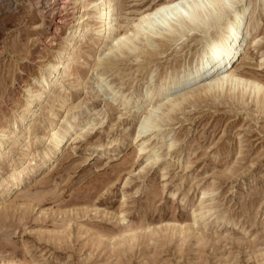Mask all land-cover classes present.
Here are the masks:
<instances>
[{
	"label": "rangeland",
	"instance_id": "rangeland-1",
	"mask_svg": "<svg viewBox=\"0 0 264 264\" xmlns=\"http://www.w3.org/2000/svg\"><path fill=\"white\" fill-rule=\"evenodd\" d=\"M93 1L0 0V141L11 137L0 159V263L264 264V103L244 84L210 90L204 78L156 92L203 68V42L220 27L151 37L160 54L146 59L155 45L136 26L171 0H115L112 35L92 48ZM243 5L248 35L226 73L260 82L264 0H238L227 19ZM82 6L92 29L73 42ZM114 35L136 48L110 51ZM68 56L72 66L46 89ZM68 123L73 138L46 157Z\"/></svg>",
	"mask_w": 264,
	"mask_h": 264
},
{
	"label": "bare ground",
	"instance_id": "bare-ground-1",
	"mask_svg": "<svg viewBox=\"0 0 264 264\" xmlns=\"http://www.w3.org/2000/svg\"><path fill=\"white\" fill-rule=\"evenodd\" d=\"M176 2L177 1L175 0H171L163 4H160L154 9H151L147 13L143 14V16L140 18L139 23L136 26L137 37L144 35L147 37L148 43H150L149 46L155 45L153 50L147 53V55H145L146 59L150 58L154 54L157 55L160 54L158 52V49L160 48L161 45L154 44L152 42V39H149L151 37H161L160 39L168 41L172 36L176 35V33L181 31L182 33L179 34L180 38L178 37L179 39L176 40L178 42L182 40L184 36H186V33L196 29L200 30L202 33L208 34L213 27L219 26L221 32L218 38L216 37L214 39V37L212 38L210 37L208 40H205L203 42L205 45V53L201 59L202 62L201 65H203V68L199 70H195L194 72L189 71V73L184 74L182 77H180V81L175 85L171 84L166 86L167 83L162 84V86L159 89H156V92L159 95L163 94L164 92L170 93L175 86H178L179 89L180 87L189 86L192 83H199V81L204 78L206 79V81H208L206 87L210 90L212 89L219 90L226 83H232L233 85H237V86H241V84H244V89L245 90L249 89L255 95L254 97L259 104H261V102L264 103V84L260 83V82H264V79H261L259 80L260 82H258L256 80H249L243 77L242 74L239 72L235 74L226 73L230 68V66L233 67L235 64H238L241 61L242 51L244 49L245 41L248 35V31L244 29L242 23L245 15H248L246 14L248 8L243 5L238 10V12L236 11L237 13L235 14L234 18L231 21H229L227 19L228 14L234 10L233 7L236 3H238V0H180L179 2L177 3ZM90 6L92 13L94 14V17L97 20V24L99 25V29L97 30L96 36H94L95 38L93 39L92 42V48L96 46L99 48L101 45H104V41L106 42L105 39L107 37L109 38L112 35L114 29L113 16L115 11L117 10V2L115 0H94L93 2L90 3ZM82 9L84 14L79 18V22H78V24H80L81 27L80 30L77 32L76 36L74 37L73 42H81L82 40H84L85 36L88 33H90L92 29L91 27L84 25L85 22L89 21L87 12L89 11L90 8L87 9L86 6H82ZM222 23L224 24L222 25ZM194 27L196 29H194ZM162 34L163 36H161ZM114 41H115V45L109 48L110 51L118 50L122 46H126V48H128L129 51H133L136 48L134 43L131 42V38L126 36L118 35L115 37ZM128 42H131L132 46H129L127 44ZM101 48H103V46ZM70 50L71 49L69 48L65 49L64 55L65 56L70 55L69 53ZM93 54L94 53L88 56L89 60L91 59V57L92 59H94ZM72 59L73 58L71 56H68L67 58H62L58 65L55 66L52 65L53 70L50 73V78L49 80L47 79V82L45 81V83H47L45 87L46 89L47 88L50 89L53 85L59 82V80L62 78L61 77L62 73L63 72L66 73L72 66L73 64ZM88 64H89L88 62L83 63L84 67L88 66ZM98 65H103V64L99 63ZM176 76L170 75L168 78L169 81L168 84L174 82ZM154 90L155 89L147 88V92L139 98L138 102H140V104L142 105L148 102V98L150 97L151 92H153ZM43 94L44 93H41L39 95L40 96L39 99L42 98ZM182 100H185V98H182ZM67 101L68 100H63L60 103L53 116H57L60 110L66 105ZM33 102H35V100L33 99L29 101L31 106L34 105ZM178 106L179 105L173 104L171 106V111L175 110V108H177ZM152 116H153V110L144 117L143 123L140 126L137 137L133 138L134 143L139 142L138 140L142 137V133L146 130L145 128H149L152 126L153 124ZM45 129L46 128H43L42 130L44 131ZM71 129H72V124L68 123L67 128H65L62 134L56 140L53 141V150H51L50 153L48 152L46 154V157H50L51 154L55 153L56 150L60 148V146L65 141L67 143L73 138V137L70 138L68 137ZM38 132H39L38 135L41 136V138H44L46 136V133L42 134L40 131ZM10 141H11V137L9 135H5L4 138H2V140L0 141V159L3 156V151L1 149H3V147L6 144H8ZM139 155H141V150L138 151V156ZM200 217L206 218V216H200Z\"/></svg>",
	"mask_w": 264,
	"mask_h": 264
}]
</instances>
